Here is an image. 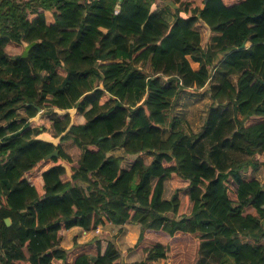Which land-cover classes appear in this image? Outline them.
Masks as SVG:
<instances>
[{
  "label": "trees",
  "instance_id": "1",
  "mask_svg": "<svg viewBox=\"0 0 264 264\" xmlns=\"http://www.w3.org/2000/svg\"><path fill=\"white\" fill-rule=\"evenodd\" d=\"M155 1L0 0V264H125L109 237L60 241L126 222L138 264H264V0H160L171 21ZM199 89L216 105L194 132L172 108ZM72 108L78 122H53L60 143L36 138L40 110Z\"/></svg>",
  "mask_w": 264,
  "mask_h": 264
},
{
  "label": "rangeland",
  "instance_id": "2",
  "mask_svg": "<svg viewBox=\"0 0 264 264\" xmlns=\"http://www.w3.org/2000/svg\"><path fill=\"white\" fill-rule=\"evenodd\" d=\"M21 0H17L20 2ZM156 9L161 12L165 19L168 21L172 20L171 17V5L169 10H165L164 3L162 1H155ZM199 29L200 37H201V47L204 50L210 48V46L214 43L213 34L209 31V28L204 25L201 21L197 24ZM7 53L17 55L21 54L23 51L22 46H17L15 44H10V47L7 50ZM145 71L150 72L151 67L149 62H147L142 67ZM213 78V77H212ZM210 79V82L212 81ZM230 82L235 85L236 77L230 76ZM216 102L210 95L208 90L199 89L194 92L191 91H180L177 97L174 100V105L172 108V113L176 114L177 116L181 117L185 121L186 128L189 127L194 132H199L201 130L202 125L204 124L205 118L207 116L208 110L213 106L215 107ZM63 111V110H62ZM60 110L59 114L57 112H49V110H45L41 113V110L37 113L34 117V120L37 122L39 117L43 122V127H45V131L42 132V136L44 138H49L50 142L57 144L59 141L58 137H53L56 135L54 129L52 127L53 122L56 119L62 118L65 115H69L70 117V124L68 127L74 123L78 122V116H76L75 108L69 109L67 112ZM19 113L22 115L25 114L23 108L18 110ZM63 135V134H62ZM168 135V128L163 127L162 137L166 138ZM58 136V135H57ZM41 137V133L36 136ZM49 142V141H47ZM61 147L64 152L69 155V157L76 161L81 156V150L78 149L71 141H63L61 142ZM112 153L116 157H122L123 160L121 161L122 167H128L131 163V156L127 155L123 149L121 148H114ZM150 158H146V162L148 163ZM255 177H258L261 181L264 180V167L261 166L258 171H254L252 173ZM71 171L68 167L65 166V172L61 176L62 181H70L71 179ZM173 193V187L170 185L169 181H166L163 196L167 199L171 197ZM181 201H185V210L184 212L188 214L190 212V202L186 198V196L182 193L179 195ZM88 234H83V230L79 227H73L69 230H65L63 232L60 246L65 249H70L74 244L84 243L90 240H94L97 236L109 237L111 238L116 246L120 251L119 261L125 264H138L140 261H143L146 257V253L143 251H136L135 244L138 239L139 235V226L136 223L126 222L123 226H114V225H107L104 227H98L96 231L87 232Z\"/></svg>",
  "mask_w": 264,
  "mask_h": 264
},
{
  "label": "water",
  "instance_id": "3",
  "mask_svg": "<svg viewBox=\"0 0 264 264\" xmlns=\"http://www.w3.org/2000/svg\"><path fill=\"white\" fill-rule=\"evenodd\" d=\"M208 0H205V2ZM35 44V42H32L28 45H26L21 53V57H26L28 55V51L29 49ZM244 46V43L242 44V47ZM58 154L57 150L53 151L52 153H50L47 158L51 157V156H56ZM5 223L7 225H10V220L8 218L5 219Z\"/></svg>",
  "mask_w": 264,
  "mask_h": 264
},
{
  "label": "crops",
  "instance_id": "4",
  "mask_svg": "<svg viewBox=\"0 0 264 264\" xmlns=\"http://www.w3.org/2000/svg\"><path fill=\"white\" fill-rule=\"evenodd\" d=\"M204 25H205V24H204ZM205 26H206V25H205ZM213 36H214V34H213ZM61 111H62V110H61ZM54 112H57V113L59 114L60 110L55 109ZM62 112H63V111H62ZM58 138H59V137H58ZM37 139L44 140V141H49V142H50V139H49V138H44V137L42 136V133H41V137H37ZM83 234H88V233H86V232L83 231Z\"/></svg>",
  "mask_w": 264,
  "mask_h": 264
}]
</instances>
